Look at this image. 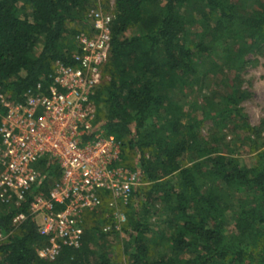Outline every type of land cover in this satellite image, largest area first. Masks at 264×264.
<instances>
[{"label":"trees","instance_id":"16d2710c","mask_svg":"<svg viewBox=\"0 0 264 264\" xmlns=\"http://www.w3.org/2000/svg\"><path fill=\"white\" fill-rule=\"evenodd\" d=\"M94 1L0 0V126L1 95L21 99L49 81L56 60L73 63L76 35L89 29ZM115 1L95 102L106 132L122 141L125 165L144 184L132 193L120 230L88 224L81 247L65 246L53 260L38 253L47 237L31 214L33 195L18 207L0 202V264H115L106 250L93 248L100 230L126 234L121 264H264V149L249 166L221 144L219 132L209 139L200 128L210 117L218 130L230 117H247L227 99L212 114L202 110L200 119V106L186 108L175 97L200 82L206 64L210 71H240L246 56L262 49L264 0ZM22 212L26 218L15 224Z\"/></svg>","mask_w":264,"mask_h":264},{"label":"built area","instance_id":"2783aa9c","mask_svg":"<svg viewBox=\"0 0 264 264\" xmlns=\"http://www.w3.org/2000/svg\"><path fill=\"white\" fill-rule=\"evenodd\" d=\"M115 2L90 9L73 63L56 60L49 81L21 99L1 95L0 202L18 207L33 195L30 211L47 237L38 250L44 259H55L65 246L81 247L87 216L100 212L105 198L112 221L104 231L120 230L132 193L144 184L142 174L125 165L122 141L106 132L95 102L110 57ZM25 218L19 213L14 223Z\"/></svg>","mask_w":264,"mask_h":264},{"label":"rangeland","instance_id":"374dc122","mask_svg":"<svg viewBox=\"0 0 264 264\" xmlns=\"http://www.w3.org/2000/svg\"><path fill=\"white\" fill-rule=\"evenodd\" d=\"M107 4L108 0H95L92 5L107 8ZM134 33L135 30H131L126 34L129 36ZM41 48L42 45H38L37 51ZM207 68L208 64L202 67L199 83L177 90L175 97L182 101L186 108L200 106L201 109L199 108L196 112L200 119L203 118L202 110L212 114L225 105L227 99L232 102V107L236 106L234 100H237V106L242 108L243 114L253 128L251 133L246 131L247 127H244L247 119L240 116L230 117L227 125L221 126L219 130L215 126V120L210 117L204 120L200 128L203 135L209 139L213 132H219L218 138L221 144L234 147L237 156L243 160L244 164L251 166L256 162L257 150L264 149V45L260 51L246 56V63L240 71L228 69L210 71ZM231 95H235L234 98ZM127 156L129 163L133 164L135 159L133 153L127 150ZM106 203L107 198L104 199L103 209L100 212L95 216H92V213L88 215L89 221L86 227L96 222L104 232V226L112 221L107 218ZM155 219L156 217L153 216L151 221ZM101 230L94 233L92 245L95 251L102 253L106 250L115 264L124 263L127 260L124 252L128 241L126 234L119 232L102 235Z\"/></svg>","mask_w":264,"mask_h":264}]
</instances>
